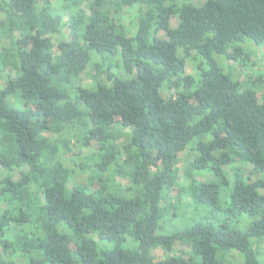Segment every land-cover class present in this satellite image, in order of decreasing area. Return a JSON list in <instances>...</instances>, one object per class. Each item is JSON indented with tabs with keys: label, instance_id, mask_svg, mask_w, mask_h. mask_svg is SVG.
Segmentation results:
<instances>
[{
	"label": "trees",
	"instance_id": "trees-1",
	"mask_svg": "<svg viewBox=\"0 0 264 264\" xmlns=\"http://www.w3.org/2000/svg\"><path fill=\"white\" fill-rule=\"evenodd\" d=\"M125 11H135L128 26ZM243 43L264 46V0H0L2 254L29 264H264V75L242 86L225 67L251 63ZM89 67L99 77L83 87ZM72 142L97 144L78 166L80 187L65 163ZM175 187L188 216L169 202ZM243 216L246 229L229 225ZM176 243L191 246L187 258L149 261Z\"/></svg>",
	"mask_w": 264,
	"mask_h": 264
},
{
	"label": "rangeland",
	"instance_id": "rangeland-1",
	"mask_svg": "<svg viewBox=\"0 0 264 264\" xmlns=\"http://www.w3.org/2000/svg\"><path fill=\"white\" fill-rule=\"evenodd\" d=\"M52 1H56V0H52ZM198 4H202L203 0H196ZM135 15V11L132 12L131 14L128 13V11H125L124 13L121 14V16L118 18V21L120 23H122L125 26H128L130 24L131 21V16ZM177 25V19L172 17L170 20V28H175ZM133 28V27H132ZM67 30H65V34H68L66 32ZM160 36H163V33H160ZM6 45V43L4 44ZM242 48L243 51L250 53V60L251 63L247 66V67H243L241 65L238 64H234V63H227L225 67H227V70L231 71V73L234 75V78L236 80L239 81V83L242 86L246 85V77L250 74L258 75V72H260L261 74L264 75V46H256L254 44L251 43H243L240 46ZM114 64V63H112ZM6 71V73H9V67L7 65H5L4 68ZM116 73V71H115ZM185 73L188 74H192V66L187 63L186 66V71ZM99 77V76H98ZM97 75L95 74L94 71H92L91 67L88 68L87 71H85L84 73H82L80 75V84L83 87H89L93 84L94 80L96 78H98ZM258 86H259V90H258V98L259 100L264 99V86H262V84H260L259 82ZM3 82L0 79V85H2ZM174 90H170V91H163V94L165 96L169 95V94H173ZM111 131H113L114 133L118 134V130L117 129H112ZM49 135V133H48ZM52 138H55L54 136H49ZM74 141V140H72ZM124 141L123 138H119L116 141V145L117 144H121ZM72 150H73V154H75V156H71L68 159H66V166L69 169L75 170V175H73L72 180L70 182V187L71 186H84L87 183V172H80L78 169V166L80 164H84L87 163L88 161L86 160V157H89L90 155H92V153H95L97 151V144L95 142L91 143L88 148L87 151H83V149L75 142H72ZM90 152V153H89ZM192 158L191 156V152L189 150H186L179 159V162L177 164V167L179 169L178 171V180L181 181L184 178V169L187 165V162ZM237 169H239V173L241 174H247L248 172H250V170L252 169L249 166H240L237 165ZM89 173V171H88ZM90 173L92 174V172L90 171ZM89 173V174H90ZM202 181L208 180L209 176L204 175L202 177L199 178ZM118 182L122 185H128L129 184V179L125 178V179H120L118 180ZM93 189V188H92ZM264 193V190L263 192ZM178 194L179 191L178 189L175 187L171 190V192L169 193V202L172 204V206H180V208H178L180 215L184 214L186 216H188L187 214H189V209L186 208L183 205H181V203H183V200L178 201ZM188 211V212H187ZM186 212V213H185ZM201 214V213H200ZM184 218H175L173 220V223H171L174 227H176V229H182L184 227H186V224L184 222ZM252 223V220H250L248 217L243 216L242 218H240V220L238 222H236L235 220H233L232 222L229 223V225L233 228H237V229H241L244 230L246 229L250 224ZM173 227V228H174ZM182 227V228H180ZM173 228H170V230H173ZM134 246H136L135 244H133ZM191 246L188 244H182V243H176L173 248L172 251L170 253H167L166 251H164L161 248L155 249L151 252L150 257H149V261L151 263H158L162 260H164L168 254L170 255H177V256H182L183 258H187V253L190 251ZM0 256H1V260L3 261L4 264H29L27 258L28 255H26L25 253H21V252H16L15 254L11 255V259L9 256L2 254L1 250H0ZM232 256V255H231ZM230 256V254L227 255L228 259H231L232 262H234L236 259H233ZM0 262V264H3Z\"/></svg>",
	"mask_w": 264,
	"mask_h": 264
}]
</instances>
